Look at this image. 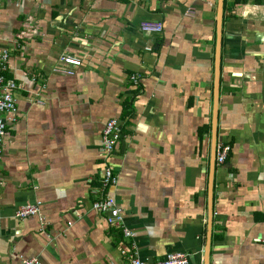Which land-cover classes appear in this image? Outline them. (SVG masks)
I'll return each instance as SVG.
<instances>
[{"label": "crops", "instance_id": "crops-1", "mask_svg": "<svg viewBox=\"0 0 264 264\" xmlns=\"http://www.w3.org/2000/svg\"><path fill=\"white\" fill-rule=\"evenodd\" d=\"M225 3L218 145L232 150L219 166V0H0L5 77L20 87L0 171V264H154L173 253L264 264V0ZM113 119L123 139L108 191L101 150ZM106 194L119 227L94 208ZM24 205L39 215L18 219Z\"/></svg>", "mask_w": 264, "mask_h": 264}, {"label": "built area", "instance_id": "built-area-1", "mask_svg": "<svg viewBox=\"0 0 264 264\" xmlns=\"http://www.w3.org/2000/svg\"><path fill=\"white\" fill-rule=\"evenodd\" d=\"M145 33L150 34H161L164 27L160 23H146L142 27ZM11 55L9 50L0 51V163L3 159L5 150V137L7 135L8 124L15 119L8 116H14L16 114V99L14 92L17 90V84L13 81L6 82L4 72L7 70V65ZM65 64L73 66H81L82 62L79 59H75L72 56H64L62 58ZM71 74L69 71L59 70ZM135 80V76L133 77ZM123 139V126L118 119H113L107 122L104 136H103V146L101 150V158L105 162V169L103 171V189L109 190L115 187L118 183V177L115 174V170L112 166V158L116 152L119 143ZM226 149L220 156V162H223L226 157ZM94 208L100 213L107 214L109 217V223L112 226H121L123 221L121 212L116 207V201L109 194L106 197L95 203ZM39 215V207L32 205H24L17 211V218L28 219L31 217H37ZM111 226V227H112ZM125 235L127 237H133L132 233L125 230ZM22 264H42V262L37 259H25ZM133 264H144L140 260L136 259ZM155 264H188V260L183 254H172L167 257L163 262H158Z\"/></svg>", "mask_w": 264, "mask_h": 264}, {"label": "water", "instance_id": "water-1", "mask_svg": "<svg viewBox=\"0 0 264 264\" xmlns=\"http://www.w3.org/2000/svg\"><path fill=\"white\" fill-rule=\"evenodd\" d=\"M224 9L225 0H219L218 18H217V53L215 59V83H214V109H213V131L214 141L216 139L213 158L216 159L217 151V125L219 116V101L221 90V49H222V36H223V22H224Z\"/></svg>", "mask_w": 264, "mask_h": 264}, {"label": "bare ground", "instance_id": "bare-ground-1", "mask_svg": "<svg viewBox=\"0 0 264 264\" xmlns=\"http://www.w3.org/2000/svg\"><path fill=\"white\" fill-rule=\"evenodd\" d=\"M224 13H225V9H224ZM140 81H141V79L139 77H136V84L137 85L140 84ZM220 82H221V80H220ZM220 94H221V90H220ZM219 105H220V101H219ZM218 124H219V116H218ZM226 149H228V150L226 152L225 160L223 162H220V156ZM231 150H232V147L230 145L226 144V143H222V144L218 145V125H217V151H216V159H215L216 164H218L219 166H224L226 164L227 160H228V157H229V154L231 153ZM263 243H264V240H263ZM173 254H183V253H173ZM170 255H172V254H170ZM183 255L186 256V258L188 260V264H189L188 256L186 254H183ZM159 262H163V261H159ZM156 263H158V262H156Z\"/></svg>", "mask_w": 264, "mask_h": 264}, {"label": "trees", "instance_id": "trees-1", "mask_svg": "<svg viewBox=\"0 0 264 264\" xmlns=\"http://www.w3.org/2000/svg\"><path fill=\"white\" fill-rule=\"evenodd\" d=\"M7 71V70H6ZM6 71L4 72V76H5V73H6ZM5 79H6V77H5ZM6 82H10V81H8V80H6ZM13 82H15V81H13ZM16 83V82H15ZM17 84V83H16ZM17 90H19L20 89V87H19V85L17 84ZM17 90L14 92V93H16L17 92ZM14 96H15V94H14ZM15 99H16V96H15ZM17 111H18V109H17V102H16V114L14 115V116H8V117H10V118H14L15 119V121H11V122H9V124H8V128H7V135H6V137L8 136V131H9V128H10V125L11 124H13V123H15L16 122V118H17ZM6 137H5V142H6ZM5 145V144H4ZM4 153H5V150H4ZM230 155V154H229ZM3 158H4V155H3ZM113 159L114 158H112V166H113V168H114V165H113ZM102 161H103V164H104V168H103V171H104V169H105V162H104V160L102 159ZM227 163V162H226ZM2 164H3V159H2V161H1V163H0V171H1V168H2ZM115 170V169H114ZM116 174V173H115ZM114 187H112V188H110L108 191H110V190H112ZM21 208V207H20ZM20 208H18L17 209V211L20 209ZM17 211H16V214H17ZM17 217V216H16ZM19 219V218H18Z\"/></svg>", "mask_w": 264, "mask_h": 264}]
</instances>
